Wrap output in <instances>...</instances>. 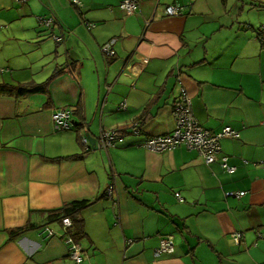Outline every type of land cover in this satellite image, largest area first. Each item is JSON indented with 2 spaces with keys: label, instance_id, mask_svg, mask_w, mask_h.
Masks as SVG:
<instances>
[{
  "label": "crops",
  "instance_id": "obj_1",
  "mask_svg": "<svg viewBox=\"0 0 264 264\" xmlns=\"http://www.w3.org/2000/svg\"><path fill=\"white\" fill-rule=\"evenodd\" d=\"M39 1L0 0V85L47 84L0 93V264H77L49 213L82 200L81 264H264V0H138L131 16L125 0ZM183 91L201 127L237 134L214 163L139 146L176 129ZM109 133L108 151L83 144Z\"/></svg>",
  "mask_w": 264,
  "mask_h": 264
},
{
  "label": "built area",
  "instance_id": "obj_2",
  "mask_svg": "<svg viewBox=\"0 0 264 264\" xmlns=\"http://www.w3.org/2000/svg\"><path fill=\"white\" fill-rule=\"evenodd\" d=\"M72 2L77 6L81 4L80 0H72ZM139 7L140 5L138 0H125L120 5L121 10L129 16L133 15L139 9ZM166 13L169 16H178L181 13V8L169 6L166 9ZM54 21V18H51L50 20L41 19V23L47 26H50L52 23H54ZM55 40L59 41L60 39L56 37ZM103 49L104 52L110 57L115 56L116 54V52L112 50L110 44L105 45ZM187 96V92L183 91L181 101H179L175 106L177 125L176 129L171 134L165 136L148 138L139 146L154 153H163L173 150L180 145H185L188 148L198 150L206 159L208 164L214 163L218 160V154L221 152L220 141L225 137H231L232 135L237 136V134L234 133L233 129L230 127L225 128L221 133H214L201 127L193 115L192 106L190 105V101L187 99ZM74 115L75 112L71 109H59L55 111L52 115V118L56 130H72L74 128ZM132 132L134 135H140L141 129L136 128ZM116 138V135L112 133L101 135L98 143V148H102L103 150L108 151L109 148L114 146ZM89 143V139L85 136L83 138V144L87 147V149L91 148ZM227 161L228 157L222 159V162H224L225 164L227 163ZM245 194L246 193H241L238 196L242 197ZM107 195L110 198H113V186L108 189ZM71 227L72 220L70 218L64 219V230L69 231ZM40 236L44 241H47L56 237V233L50 228L46 227L40 231ZM240 237L241 236H239L238 238ZM64 238L66 239V243L69 245L71 257L77 264H81L84 260L83 249L81 245L70 234L65 235ZM173 251V239L166 238L162 242L161 252L172 253Z\"/></svg>",
  "mask_w": 264,
  "mask_h": 264
},
{
  "label": "trees",
  "instance_id": "obj_3",
  "mask_svg": "<svg viewBox=\"0 0 264 264\" xmlns=\"http://www.w3.org/2000/svg\"><path fill=\"white\" fill-rule=\"evenodd\" d=\"M59 72H56L55 76H57ZM47 91V84H39L37 86H11L7 84L0 85V93H7L16 96H24L27 94H37V93H45ZM133 133V132H132ZM222 151V150H221ZM93 202L90 200H82V201H74L67 203L64 207L59 210L53 211L49 213V221L50 223H63L64 219L70 218L73 222V227H71V232L73 238L76 240H81L83 236L86 235L84 230V222L80 219V214L83 210L88 208ZM33 226L27 225L24 228L12 231L13 236H19ZM74 228V229H73Z\"/></svg>",
  "mask_w": 264,
  "mask_h": 264
},
{
  "label": "water",
  "instance_id": "obj_4",
  "mask_svg": "<svg viewBox=\"0 0 264 264\" xmlns=\"http://www.w3.org/2000/svg\"><path fill=\"white\" fill-rule=\"evenodd\" d=\"M87 138L90 140V143H91V145L93 146V148L97 149V145H98V144H97V140L94 139L93 142H92V140H91L92 137H91L90 134L87 135ZM98 143H99V142H98Z\"/></svg>",
  "mask_w": 264,
  "mask_h": 264
},
{
  "label": "rangeland",
  "instance_id": "obj_5",
  "mask_svg": "<svg viewBox=\"0 0 264 264\" xmlns=\"http://www.w3.org/2000/svg\"><path fill=\"white\" fill-rule=\"evenodd\" d=\"M31 1H36V2H38L39 3V5H41V2L39 1V0H31ZM61 2L63 1V0H60ZM43 18V17H42ZM43 19H46V18H43ZM3 22V21H2ZM2 24H4V23H2ZM6 26H9V25H6V24H4L3 25V31L2 32H4V31H6ZM49 29V28H48ZM2 32H0V36H1V33ZM58 228H60L59 226H58Z\"/></svg>",
  "mask_w": 264,
  "mask_h": 264
}]
</instances>
